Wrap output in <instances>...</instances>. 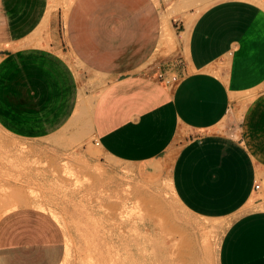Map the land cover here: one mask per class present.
Returning <instances> with one entry per match:
<instances>
[{
	"label": "crops",
	"instance_id": "1",
	"mask_svg": "<svg viewBox=\"0 0 264 264\" xmlns=\"http://www.w3.org/2000/svg\"><path fill=\"white\" fill-rule=\"evenodd\" d=\"M263 4L0 0V131L112 180L168 172L186 216L227 225L217 264H264ZM32 204L0 219V264L63 263L58 213Z\"/></svg>",
	"mask_w": 264,
	"mask_h": 264
},
{
	"label": "rangeland",
	"instance_id": "2",
	"mask_svg": "<svg viewBox=\"0 0 264 264\" xmlns=\"http://www.w3.org/2000/svg\"><path fill=\"white\" fill-rule=\"evenodd\" d=\"M245 117L226 120L219 129L225 134V126L242 127ZM50 152L49 147L30 146L0 131V219L10 210L37 208L33 202L49 203L66 233L62 264H217L227 225L186 216L167 181L165 185L168 172L157 177L123 168L112 180L85 160L70 162ZM252 153L263 159L259 152ZM65 162L74 178L62 172ZM124 207L126 217L121 215Z\"/></svg>",
	"mask_w": 264,
	"mask_h": 264
},
{
	"label": "built area",
	"instance_id": "3",
	"mask_svg": "<svg viewBox=\"0 0 264 264\" xmlns=\"http://www.w3.org/2000/svg\"><path fill=\"white\" fill-rule=\"evenodd\" d=\"M159 79H161L163 82H165L166 85L173 87L176 83H178V78L177 76H169V77H165L163 74H160ZM261 187V184H257L255 189L259 190Z\"/></svg>",
	"mask_w": 264,
	"mask_h": 264
},
{
	"label": "bare ground",
	"instance_id": "4",
	"mask_svg": "<svg viewBox=\"0 0 264 264\" xmlns=\"http://www.w3.org/2000/svg\"><path fill=\"white\" fill-rule=\"evenodd\" d=\"M65 172H66V170H65ZM67 173H68V172H67ZM38 186H39V185H38ZM169 188L171 189V186H170ZM120 191H121V190H120ZM119 193H120V192H119ZM119 193H118V194H119ZM32 195H33V194H32ZM112 195H113V194H112ZM119 196H120V195H119ZM4 197H5V196H4ZM33 197H34V196H33ZM118 198H119V197H118ZM18 199H19L18 202H20L21 199H20V198H18ZM36 202H37V201H36ZM48 204H49V203H47L46 205H48ZM53 209H54V208H53ZM118 211H119V210H118ZM119 213H120V212H119ZM122 214H123V215H125V214L128 215L127 208H125V207L122 208L121 215H122ZM121 215H120V216H121ZM127 215H125L124 217H126Z\"/></svg>",
	"mask_w": 264,
	"mask_h": 264
}]
</instances>
